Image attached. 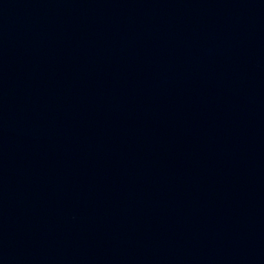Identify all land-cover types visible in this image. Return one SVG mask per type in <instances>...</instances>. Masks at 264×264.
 <instances>
[{"label":"water","instance_id":"water-1","mask_svg":"<svg viewBox=\"0 0 264 264\" xmlns=\"http://www.w3.org/2000/svg\"><path fill=\"white\" fill-rule=\"evenodd\" d=\"M0 264H264V0H0Z\"/></svg>","mask_w":264,"mask_h":264}]
</instances>
